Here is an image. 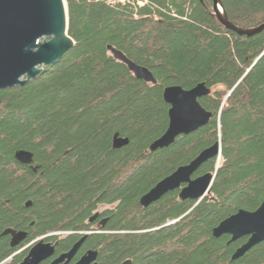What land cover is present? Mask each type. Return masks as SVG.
<instances>
[{
	"label": "trees",
	"instance_id": "obj_1",
	"mask_svg": "<svg viewBox=\"0 0 264 264\" xmlns=\"http://www.w3.org/2000/svg\"><path fill=\"white\" fill-rule=\"evenodd\" d=\"M66 1L76 46L24 87L0 90V231L28 234L18 249L0 237V264H20L27 252L17 250L38 238L59 239L63 253L85 234L79 255L98 251L101 264H264V242L232 260L247 237L213 236L264 201V30L248 37L226 28L211 0ZM220 1L234 26L264 24V0ZM108 46L157 85L137 79ZM201 83L211 90L200 99L209 123L151 153L169 127L164 89ZM116 133L129 144L115 149ZM217 142L220 161L194 175L215 174L210 195L181 200L176 190L140 205ZM20 150L33 153L32 166L16 160ZM101 205L110 207L104 227L89 223Z\"/></svg>",
	"mask_w": 264,
	"mask_h": 264
},
{
	"label": "water",
	"instance_id": "obj_2",
	"mask_svg": "<svg viewBox=\"0 0 264 264\" xmlns=\"http://www.w3.org/2000/svg\"><path fill=\"white\" fill-rule=\"evenodd\" d=\"M213 15L226 28L239 35L251 37L264 30V24L255 29H242L234 26L220 0H211ZM76 46L69 36V9L66 0H0V90L24 87L41 76L46 68L59 63L63 56ZM109 53L119 62L125 64L137 79L157 85V79L146 67L131 61L122 51L108 46ZM211 94L205 83L185 90L181 86H169L164 89L165 102L170 106L169 127L166 133L150 146V152H156L173 145L181 135H189L206 126L211 113L201 105L200 99ZM129 144L128 138L116 133L113 147L119 149ZM221 158V143L205 149L187 165L179 167L173 174L160 181L140 200V205L148 208L161 200L168 193L179 190L181 200L202 201L211 194L214 173L194 177L199 168L208 160ZM15 158L24 165L34 162L33 153L25 150L17 151ZM37 167H33L36 171ZM31 202L27 203L30 206ZM94 214L89 223L99 217ZM107 219L102 221L104 227ZM12 237L11 246L22 244L28 234L12 228L5 230L3 236ZM231 237L230 242L248 237V240L234 253L232 260H238L248 251L264 242V201L254 212L239 210L236 214L222 221L214 230L213 236ZM56 236L49 235L48 237ZM89 234H85L71 250L61 255L52 264H69L80 251ZM55 254V245L46 238L38 240L20 264H41ZM99 252L87 251L76 264H101ZM124 264H130L125 262Z\"/></svg>",
	"mask_w": 264,
	"mask_h": 264
},
{
	"label": "flooded vegetation",
	"instance_id": "obj_3",
	"mask_svg": "<svg viewBox=\"0 0 264 264\" xmlns=\"http://www.w3.org/2000/svg\"><path fill=\"white\" fill-rule=\"evenodd\" d=\"M96 213H99L100 215H99V217L96 219V221H94L93 223L94 224H96V225H98V226H101V224H102V221H104V220H106L107 219V221H108V218H105V217H102V215H103V213H104V211H99V209L95 212V214ZM93 223H90V224H93ZM106 224H107V222H106ZM105 224V225H106ZM5 230H7V229H4V230H2V231H0V237H6V236H3V233L5 232ZM15 230V229H14ZM18 231V230H17ZM8 237H10V245H11V241H12V237L10 236V235H7ZM247 240H248V237H247ZM50 242H52L54 245H55V254L51 257V258H49V259H47V260H45V261H43L41 264H52L55 260H57L61 255H63V254H66V253H68L69 251H67V252H63V253H57V247H58V245H59V242H60V240L58 239H56V240H49ZM22 244H20L19 246H17V247H14V249L15 248H19L20 246H21ZM12 247V246H11ZM13 248V247H12ZM30 249H31V246L30 247H27L26 249H19V250H17V252L15 253V255L16 256H20V253L22 252V251H26V250H28V252H27V254L25 255V257L28 255V253H29V251H30ZM81 250V249H80ZM23 253V252H22ZM86 253V252H85ZM84 253V254H85ZM80 254V251L77 253V255L73 258V260L69 263V264H76L79 260H80V258L84 255V254H81V255H79ZM24 257V258H25ZM23 258V259H24ZM12 258H10V259H8L7 261H6V263H9V260H11ZM61 264H66V262H64V263H61Z\"/></svg>",
	"mask_w": 264,
	"mask_h": 264
},
{
	"label": "rangeland",
	"instance_id": "obj_4",
	"mask_svg": "<svg viewBox=\"0 0 264 264\" xmlns=\"http://www.w3.org/2000/svg\"><path fill=\"white\" fill-rule=\"evenodd\" d=\"M122 1H124V0H122ZM140 3L142 4L143 2L142 1H140ZM110 207L109 206H106V205H101L100 207H99V211H106V210H108ZM50 235H52V234H50ZM53 235H56V236H62V238L64 237V236H66V234H53ZM51 237H53V236H51ZM42 238H46V240H47V237H41V238H38L37 240H35L34 242H32L31 244H28L27 246H25V247H23V248H21V249H26L27 247H32L38 240H40V239H42ZM23 252V253H22ZM21 253H20V255H23V254H25L26 252H28V250H26V251H22ZM12 261V259L11 260H9V262H11Z\"/></svg>",
	"mask_w": 264,
	"mask_h": 264
}]
</instances>
